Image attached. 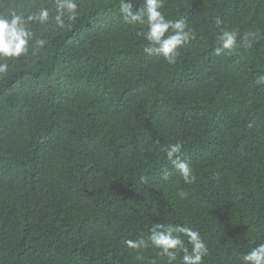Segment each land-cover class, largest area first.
Segmentation results:
<instances>
[{"label": "trees", "instance_id": "trees-1", "mask_svg": "<svg viewBox=\"0 0 264 264\" xmlns=\"http://www.w3.org/2000/svg\"><path fill=\"white\" fill-rule=\"evenodd\" d=\"M77 3L60 28L55 0H0L50 12L31 25L45 45L0 75V264H167L125 244L155 223L199 232L201 264H241L264 243V0H164L195 33L172 64L119 0ZM217 19L238 32L219 56ZM176 142L192 184L162 151Z\"/></svg>", "mask_w": 264, "mask_h": 264}, {"label": "clouds", "instance_id": "clouds-1", "mask_svg": "<svg viewBox=\"0 0 264 264\" xmlns=\"http://www.w3.org/2000/svg\"><path fill=\"white\" fill-rule=\"evenodd\" d=\"M164 0H144V7L132 11L131 3L119 0V12L122 22L126 25H141L146 31L139 32L143 35L148 45L144 52L162 56L169 64L175 63L177 49L195 39L194 31L188 29L183 17L175 20L166 19L161 9ZM77 0H55V22L60 28L68 21L75 20L79 13L77 11ZM50 12L48 8H40L38 11L28 15L11 12L7 15L0 14V75L9 70L8 60L27 55L34 41L36 48H42L46 41L35 39L31 25L33 23L47 24ZM216 25L220 28L217 34L218 46L214 49L219 56L227 50L233 51L237 45L238 32L235 29L228 30L221 27L222 21L217 19ZM171 29V32L169 30ZM167 33V35H166ZM166 159L171 163L174 170L178 171L186 184H192L196 180L189 163L181 158L182 144L170 143L162 149ZM167 178V174L164 175ZM217 179L219 176L217 175ZM144 177H141L142 182ZM179 197L186 198L187 193L180 191ZM184 237L187 238L186 245ZM125 244L130 249L153 246L158 249L157 255L166 258L167 264H201L204 256L208 254V247L201 239L199 232L194 231L183 224L155 223L150 229L147 239L141 236L139 239H128ZM241 264H264V243L256 244L250 251L245 252L241 258Z\"/></svg>", "mask_w": 264, "mask_h": 264}]
</instances>
